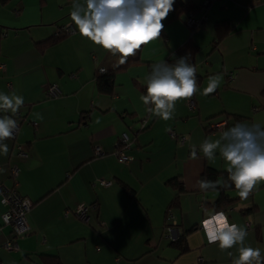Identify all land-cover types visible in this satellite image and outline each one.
I'll return each mask as SVG.
<instances>
[{"label":"crops","instance_id":"1","mask_svg":"<svg viewBox=\"0 0 264 264\" xmlns=\"http://www.w3.org/2000/svg\"><path fill=\"white\" fill-rule=\"evenodd\" d=\"M197 1L175 0L161 40L117 69L118 56L79 35L70 18L72 0H0V93L24 98L17 113L0 111L20 122L3 142L8 153L0 151V182L32 202L29 232L15 238L13 249L3 246L13 237L0 203V264H52V257L61 264H232L238 246L222 251L201 225L214 211L245 227L246 246L264 250V183L247 200L234 185L205 191L197 183L206 167L227 172L218 152L215 160L204 157L205 139H218L237 122L264 119V0H214L203 28L193 30L184 16ZM65 23L75 31L55 37ZM188 53L196 67L194 107L180 100L165 121L146 110L142 87L152 64H171ZM101 67L115 69L111 93L97 88ZM216 75L218 88L204 95ZM51 83L57 96L48 95ZM211 122L223 125L211 129ZM172 128L184 142L170 135ZM124 132L131 159L119 162L114 150ZM96 146L102 154L94 155ZM174 176L183 192L166 184ZM100 178L111 183L100 185ZM177 193L178 206L168 207ZM221 194L229 202L215 209ZM79 204L87 205L86 220L73 211ZM166 223L182 233L185 249L164 235Z\"/></svg>","mask_w":264,"mask_h":264},{"label":"clouds","instance_id":"2","mask_svg":"<svg viewBox=\"0 0 264 264\" xmlns=\"http://www.w3.org/2000/svg\"><path fill=\"white\" fill-rule=\"evenodd\" d=\"M174 3L175 0H72L70 18L81 37L118 56L119 64H124L129 57L136 56L142 46L161 40L163 21L173 10ZM220 79L219 75L209 77L203 94L215 92ZM197 91L196 67L188 53L171 64L165 60L152 64L146 93L140 100L150 106L146 109L149 113L167 121L172 119L176 103L190 99ZM23 105V96L0 93V111L15 114ZM17 126V121L10 116L0 117V151L5 155L8 145L3 142L12 138ZM200 149L208 160H215L218 152L227 164L228 173L223 184L219 180H199L201 190L234 185L239 198L247 200L253 190L264 183V119L237 122L223 128L218 139H205ZM191 156L197 158L195 147ZM201 225L207 241L218 244L222 251L238 246L239 254L232 264H264V250L246 246L245 227L229 223L225 212L214 211Z\"/></svg>","mask_w":264,"mask_h":264},{"label":"built area","instance_id":"3","mask_svg":"<svg viewBox=\"0 0 264 264\" xmlns=\"http://www.w3.org/2000/svg\"><path fill=\"white\" fill-rule=\"evenodd\" d=\"M214 0H198L195 3V7L189 10L184 17V22L190 29H201L204 26L206 20V8ZM75 31V28L70 23L62 24L58 27V33H71ZM100 71H104L103 67L100 68ZM49 96H57L59 94V89L56 83H51L48 85L47 89ZM186 103L189 108H193L192 97L186 99ZM17 121V128L15 129L13 136L14 137L19 128V121L16 118H13ZM143 128L144 121L140 124ZM223 122H211L209 127L211 129H221ZM170 135L177 139L179 143L184 142L185 136L178 135L175 130L171 129L169 131ZM130 138L127 133H122L119 136L118 142L116 143V148L114 154L119 162H127L131 159L129 154L124 152V148L129 147ZM19 147V154L25 156L26 153ZM102 154L100 146L94 148V155ZM17 168L16 166H11V176L16 177ZM100 185H109L111 179L100 178ZM0 203L5 206V209L1 213L2 220L4 224L11 226L12 239H6L3 243L5 249L16 248L15 238L21 237L29 232V225L27 222V213L32 205V202L26 196L21 195L15 187H8L0 182ZM87 205L79 204L74 208V213L82 220H86L87 217ZM164 235L170 240L175 241L179 238L180 232L174 224H167L164 226Z\"/></svg>","mask_w":264,"mask_h":264},{"label":"trees","instance_id":"4","mask_svg":"<svg viewBox=\"0 0 264 264\" xmlns=\"http://www.w3.org/2000/svg\"><path fill=\"white\" fill-rule=\"evenodd\" d=\"M1 1L4 2L5 0H1ZM194 7H195V5H194ZM194 7L187 9V11L185 12V16H186L187 12L189 10L193 9ZM60 35H64V33L59 32V33H57V35L55 37H59ZM129 60H130V57L128 58L126 63L119 64L117 69H123L128 64ZM114 75H115V69L100 72L96 78L98 90L101 92H104V93H111L112 88H113ZM142 90L145 94L146 93V85L144 87H142ZM262 93L264 95V90ZM208 127H209V125H208ZM178 135H181V134H178ZM218 176L223 177L224 180L227 181L228 173L225 171H219L217 169H212V168L206 167L204 169L203 173L201 174V179L207 178L208 180L216 181ZM228 183H230V181H228ZM166 184H168L172 188H176L178 193L184 191L183 183L178 181V177H176V176L169 178L166 181ZM178 193L172 198L168 207L178 206ZM228 202H229L228 197L226 195L221 194L213 204H214L215 209H217L219 207L225 206ZM168 213L169 212H167V214ZM182 236H183L182 233H180L178 239H176L175 241H170L172 244L179 247L181 250L185 249V247H186V245L183 242ZM48 259L50 260L49 261L50 263L52 262V264H61L60 261L55 257L48 258Z\"/></svg>","mask_w":264,"mask_h":264},{"label":"rangeland","instance_id":"5","mask_svg":"<svg viewBox=\"0 0 264 264\" xmlns=\"http://www.w3.org/2000/svg\"><path fill=\"white\" fill-rule=\"evenodd\" d=\"M173 129V128H172ZM171 129L168 130V132L170 131ZM174 130V129H173Z\"/></svg>","mask_w":264,"mask_h":264}]
</instances>
